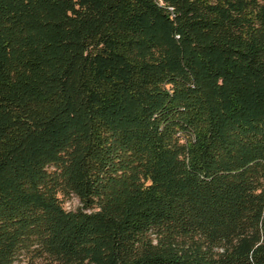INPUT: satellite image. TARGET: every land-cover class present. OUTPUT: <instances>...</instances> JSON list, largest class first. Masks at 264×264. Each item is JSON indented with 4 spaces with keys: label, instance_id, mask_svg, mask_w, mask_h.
<instances>
[{
    "label": "trees",
    "instance_id": "16d2710c",
    "mask_svg": "<svg viewBox=\"0 0 264 264\" xmlns=\"http://www.w3.org/2000/svg\"><path fill=\"white\" fill-rule=\"evenodd\" d=\"M21 258L264 264V0H0V264Z\"/></svg>",
    "mask_w": 264,
    "mask_h": 264
},
{
    "label": "rangeland",
    "instance_id": "374dc122",
    "mask_svg": "<svg viewBox=\"0 0 264 264\" xmlns=\"http://www.w3.org/2000/svg\"><path fill=\"white\" fill-rule=\"evenodd\" d=\"M79 205V200L75 195H70L69 197H66L64 199V207L66 209H75ZM15 264H25V261L23 258L20 260L16 261Z\"/></svg>",
    "mask_w": 264,
    "mask_h": 264
}]
</instances>
